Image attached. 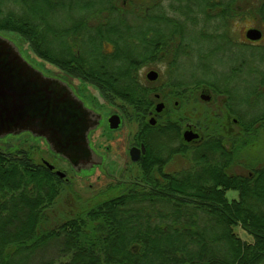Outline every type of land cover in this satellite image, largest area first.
<instances>
[{
  "label": "trees",
  "instance_id": "16d2710c",
  "mask_svg": "<svg viewBox=\"0 0 264 264\" xmlns=\"http://www.w3.org/2000/svg\"><path fill=\"white\" fill-rule=\"evenodd\" d=\"M140 1L123 7L120 0H0V33L16 34L33 56L96 87L103 99L122 104L123 115L142 122L150 102L140 77L152 53L148 32L103 26H147L151 18L156 26L185 25L182 18L194 19V10L231 6L229 0ZM122 8H137L139 21L119 14ZM249 10L251 23L264 25V0H250ZM249 49L254 58L256 48ZM241 126L209 134L199 146L183 144L170 130L164 145L146 144L140 184L71 216L53 209L63 179L23 151L0 150V264H264V166L239 156L264 131V108Z\"/></svg>",
  "mask_w": 264,
  "mask_h": 264
},
{
  "label": "flooded vegetation",
  "instance_id": "af4514ba",
  "mask_svg": "<svg viewBox=\"0 0 264 264\" xmlns=\"http://www.w3.org/2000/svg\"><path fill=\"white\" fill-rule=\"evenodd\" d=\"M229 1L231 8L207 9L204 12L194 10V13L196 12L195 15H190L193 16L194 19L182 18L185 25L156 26L151 18V23L147 26L139 24H126L114 27L106 25L103 26L104 31L113 29L117 32H122L124 30L128 33H134V35L135 33H138L139 30H146L148 32L146 39L148 44L151 46L152 51L150 57L148 58V67L143 68L144 70H147V72L144 76H142L143 73L141 72L140 76L144 79V82L149 89V106L147 108L146 115L141 118L142 122H140L139 116H136L133 120L136 124V131L133 135L131 145L128 149H126V155L128 156L131 164L137 168L135 174H130V180L127 182V186L130 184L134 185L141 183L140 165L147 153L146 144L148 143L150 146L154 147L153 143L155 141L153 140V136L155 132L163 136H169L171 132L170 130H174V134L179 135L180 141L183 144L189 146H199L204 139L207 140L209 138L207 136L209 134H233L234 132L243 129L241 125L249 123L250 116L247 117L241 108H244L247 97H255L251 94L240 95L241 98L233 96L235 87L234 81L236 79H239L241 81L240 84L243 86L246 84L245 71L247 68V60L245 57H232L230 59L231 62L229 72L224 75L226 77L222 78L221 82L217 83H211L208 80H206L207 82L200 83L197 81H202L204 79L182 78L178 73V66L182 58H184V52H186V49L191 50L194 46V42L186 36L188 31H193L196 36L204 41L214 42L216 44L215 47L223 46L224 48L229 49L231 56H233L235 49L248 50L250 47H257L264 44V25H255V23H251L249 18V14L251 12L249 10L250 0ZM241 1L244 6L243 9L239 8L241 6ZM212 4L215 5L219 3L217 1ZM120 5L124 7L126 5V0H120ZM117 12L122 16H131L129 19L130 21H139L135 18V16L140 13L137 8H122L118 9ZM144 12L149 13L148 10L143 11V13ZM147 20L149 21V19ZM218 24L222 25L218 27ZM235 28L239 29V36L237 37L235 36ZM250 29L260 31L261 37L259 40L251 41L246 37L247 31ZM129 36L132 37L133 34ZM124 37L126 39L129 38L128 35ZM133 38L135 37L133 36ZM136 41H138V38H136ZM156 46H158L157 49L155 48ZM160 68H163V73H161L162 71ZM250 70L251 68L249 69V72ZM150 71H154L157 74L156 79L153 81L147 79V74ZM70 77L77 79L72 75H70ZM77 80L80 81V84L85 86V89H74V87L70 84V90L73 95L82 102L85 108L90 109L88 106L89 103H87L86 100L87 97L85 96L86 89H89L87 86H91L99 95L101 94L96 87L83 80ZM262 80L264 81V73L260 77L259 81ZM190 104H194L195 107L189 111L185 110L187 105ZM158 106H160L159 111L157 110ZM237 107L239 108L237 109ZM111 115L112 114L109 116L101 115L99 125L88 134L89 147L94 154V159L96 161L99 160L98 164L93 165L89 169L83 168V165H78L77 168H73L67 161L51 151L50 152L54 156L58 157L62 162L67 163L70 170L75 172H86L90 171L92 168L101 166L105 157L91 146L89 137L90 134L99 128L103 123L109 132H113L114 130L109 128L108 123ZM118 116L120 118L121 125L123 119L122 116ZM151 120L154 121L153 125L150 124ZM186 131H191L194 134H197L198 138L192 140L191 142L184 141L183 135ZM142 146L144 147L145 152L134 154L138 160L133 162L130 158V150H140ZM41 163L45 165L47 162L44 160H41L40 163L35 162V164ZM51 166H53L54 169L56 167L54 165ZM52 171L55 173L58 170L55 169ZM63 180L65 182L72 183L71 179H67L66 176ZM76 200L79 201L78 198Z\"/></svg>",
  "mask_w": 264,
  "mask_h": 264
},
{
  "label": "rangeland",
  "instance_id": "374dc122",
  "mask_svg": "<svg viewBox=\"0 0 264 264\" xmlns=\"http://www.w3.org/2000/svg\"><path fill=\"white\" fill-rule=\"evenodd\" d=\"M165 4L167 7V3ZM81 16L82 14H77L76 17ZM239 29L235 28L236 31L234 30L236 37L239 36ZM0 36L14 43L25 61L34 69L40 71L45 77L58 79L66 83L69 87L71 84L74 89H85V86L80 84L79 80L67 76L54 66L33 56L27 44L16 34L2 32ZM186 36L194 42V46L191 48V54L188 57L182 58L179 63L178 73L180 77L187 79H205L211 83L221 82L222 78L226 77L224 75L229 72L230 59L234 56L236 58L240 56L245 57L247 60V68L245 71L246 84L243 86L240 84L241 81L236 79L234 81L233 96L241 98L240 95L252 94L257 89L261 93L260 97H247L244 108L241 109L247 117H251L262 111L264 108V96H262L264 95V85H260L258 81L264 73V44L255 47L256 55L254 58L250 57V49H235L233 56H231L229 49L223 46L215 47L216 44L214 42L200 39L193 31H188ZM199 64H204L206 68L200 67ZM250 68L252 74L249 72ZM160 69L162 71L161 73H163V68ZM252 70L256 71L255 74H253L254 72ZM146 72L147 70H144L142 76ZM87 87L89 89H86L85 96L87 97V103H89V110L100 116H109L110 114L120 115L123 119L120 127L113 132H109L103 123L90 134L91 146L105 157L101 166L92 168L86 172H75L70 170L67 163L62 162L50 152L46 142L42 138H35L26 132L0 138L1 151H23L31 156L34 162L40 163L41 160H44L50 165L56 166L55 169L64 173L67 179H71L72 183H64L62 194L53 207L56 216H60L61 213H66L71 216L80 208H89L110 197L119 195L127 186V182L130 180V174H135L137 170L126 155V149L131 145L133 135L136 131L135 121H132L129 113L126 116L122 114V104L119 101L109 102L103 99L91 86ZM193 107H195L194 104L187 105L185 110H192ZM167 137V135L163 136L155 132L153 136L155 142L153 144L164 145L168 142ZM255 138L257 143L254 145V148L245 149L244 151L246 152L241 153L239 156L242 161L245 159L247 161L253 160L258 166H264V131L258 132ZM177 163H180V160ZM237 171L241 172L239 169ZM226 197L228 200H232L233 198L235 199L236 195L234 192H228ZM77 198L79 201L76 200ZM200 222V225L204 227L203 221ZM236 233L241 239L251 241L240 229H236Z\"/></svg>",
  "mask_w": 264,
  "mask_h": 264
},
{
  "label": "water",
  "instance_id": "95a60500",
  "mask_svg": "<svg viewBox=\"0 0 264 264\" xmlns=\"http://www.w3.org/2000/svg\"><path fill=\"white\" fill-rule=\"evenodd\" d=\"M246 37L257 41L261 34L250 29ZM156 77L154 71L147 74L150 81ZM100 120L101 116L85 108L66 83L45 77L25 61L14 43L0 36V138L29 133L42 138L52 153L73 168L83 165L89 169L99 160L94 159L88 134ZM108 123L111 130L118 129L119 116L112 115ZM150 124L153 125L154 121L151 120ZM197 138L198 135L191 131L183 135L186 142ZM144 152L143 146L140 150L131 149V160L136 162L138 158L134 154ZM45 166L55 170L48 163ZM55 173L61 179L65 177L60 171Z\"/></svg>",
  "mask_w": 264,
  "mask_h": 264
},
{
  "label": "clouds",
  "instance_id": "9594fccd",
  "mask_svg": "<svg viewBox=\"0 0 264 264\" xmlns=\"http://www.w3.org/2000/svg\"><path fill=\"white\" fill-rule=\"evenodd\" d=\"M144 71V69H141V72H143Z\"/></svg>",
  "mask_w": 264,
  "mask_h": 264
}]
</instances>
